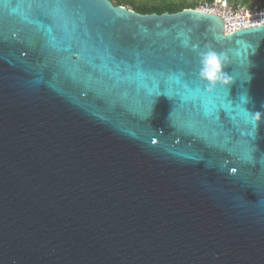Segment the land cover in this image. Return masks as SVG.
<instances>
[{
	"label": "water",
	"instance_id": "obj_1",
	"mask_svg": "<svg viewBox=\"0 0 264 264\" xmlns=\"http://www.w3.org/2000/svg\"><path fill=\"white\" fill-rule=\"evenodd\" d=\"M223 27L0 0V264H264V25Z\"/></svg>",
	"mask_w": 264,
	"mask_h": 264
},
{
	"label": "built area",
	"instance_id": "obj_2",
	"mask_svg": "<svg viewBox=\"0 0 264 264\" xmlns=\"http://www.w3.org/2000/svg\"><path fill=\"white\" fill-rule=\"evenodd\" d=\"M193 10L221 18L225 35L264 25V6L260 5H234L229 0H203Z\"/></svg>",
	"mask_w": 264,
	"mask_h": 264
},
{
	"label": "clouds",
	"instance_id": "obj_3",
	"mask_svg": "<svg viewBox=\"0 0 264 264\" xmlns=\"http://www.w3.org/2000/svg\"><path fill=\"white\" fill-rule=\"evenodd\" d=\"M199 57V78L205 83L209 90L215 88L217 85L227 83L225 80L226 74L224 72L227 58L223 52H218L208 47L206 50L199 53ZM256 115L257 113L254 115L250 114V117L254 118ZM254 123L256 126L259 122L254 121Z\"/></svg>",
	"mask_w": 264,
	"mask_h": 264
},
{
	"label": "rangeland",
	"instance_id": "obj_4",
	"mask_svg": "<svg viewBox=\"0 0 264 264\" xmlns=\"http://www.w3.org/2000/svg\"><path fill=\"white\" fill-rule=\"evenodd\" d=\"M114 5H117V3L119 1L124 2L126 4H128V6H124L128 9H132V6H144V5H148V6H157L160 5L161 3L163 5H166V3L169 4H175V5H191L194 7L198 6V2L203 1V0H110ZM231 4H240L242 3V0H229ZM244 5H250V4H246V3H242ZM252 5H260V6H264V3H261L260 1H255L252 3Z\"/></svg>",
	"mask_w": 264,
	"mask_h": 264
},
{
	"label": "trees",
	"instance_id": "obj_5",
	"mask_svg": "<svg viewBox=\"0 0 264 264\" xmlns=\"http://www.w3.org/2000/svg\"><path fill=\"white\" fill-rule=\"evenodd\" d=\"M255 1H260L261 3H264V0H255ZM254 2V0H242V3H246V4H250L248 6H252V3ZM241 3V4H242ZM117 6H128V4L119 1L117 3ZM131 10H134L140 14H152V13H156V14H163V13H176L179 11H182L184 9H194L193 6L191 5H175V4H169L166 3V5H163L162 3L160 5L157 6H148V5H144V6H140L138 7L136 6H132Z\"/></svg>",
	"mask_w": 264,
	"mask_h": 264
},
{
	"label": "snow or ice",
	"instance_id": "obj_6",
	"mask_svg": "<svg viewBox=\"0 0 264 264\" xmlns=\"http://www.w3.org/2000/svg\"><path fill=\"white\" fill-rule=\"evenodd\" d=\"M178 82H179V81H177V83H178ZM161 86H163V89L165 88V84H164L163 81H161L160 85L158 86L157 91H161ZM154 95H155V93H154ZM233 171H236V169H233Z\"/></svg>",
	"mask_w": 264,
	"mask_h": 264
}]
</instances>
